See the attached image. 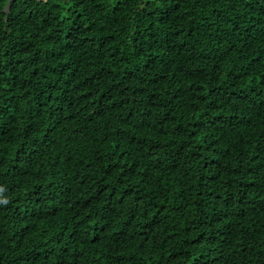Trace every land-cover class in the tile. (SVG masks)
<instances>
[{"label":"trees","instance_id":"16d2710c","mask_svg":"<svg viewBox=\"0 0 264 264\" xmlns=\"http://www.w3.org/2000/svg\"><path fill=\"white\" fill-rule=\"evenodd\" d=\"M5 1L0 264H264V0Z\"/></svg>","mask_w":264,"mask_h":264},{"label":"water","instance_id":"95a60500","mask_svg":"<svg viewBox=\"0 0 264 264\" xmlns=\"http://www.w3.org/2000/svg\"><path fill=\"white\" fill-rule=\"evenodd\" d=\"M13 1H14V0H6V1H5L4 6H3V8H2V10H3L4 13H5V17H6V15L8 14V12H9V8H10V5H11V3H12ZM37 1H39V0H37Z\"/></svg>","mask_w":264,"mask_h":264},{"label":"clouds","instance_id":"9594fccd","mask_svg":"<svg viewBox=\"0 0 264 264\" xmlns=\"http://www.w3.org/2000/svg\"><path fill=\"white\" fill-rule=\"evenodd\" d=\"M0 190H2V189H0ZM7 202H8L7 200H4V201H3V203H5V204H7Z\"/></svg>","mask_w":264,"mask_h":264}]
</instances>
